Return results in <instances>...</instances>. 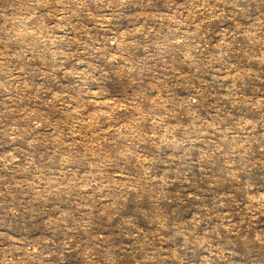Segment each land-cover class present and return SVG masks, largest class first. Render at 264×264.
Instances as JSON below:
<instances>
[{
    "label": "rangeland",
    "instance_id": "1",
    "mask_svg": "<svg viewBox=\"0 0 264 264\" xmlns=\"http://www.w3.org/2000/svg\"><path fill=\"white\" fill-rule=\"evenodd\" d=\"M0 264H264V0H0Z\"/></svg>",
    "mask_w": 264,
    "mask_h": 264
}]
</instances>
